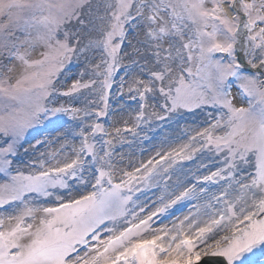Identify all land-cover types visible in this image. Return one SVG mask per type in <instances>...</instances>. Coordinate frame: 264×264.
Here are the masks:
<instances>
[{
	"label": "snow or ice",
	"instance_id": "snow-or-ice-1",
	"mask_svg": "<svg viewBox=\"0 0 264 264\" xmlns=\"http://www.w3.org/2000/svg\"><path fill=\"white\" fill-rule=\"evenodd\" d=\"M117 80L137 105L135 125L109 131L100 120L111 127ZM61 97L73 105L57 106ZM197 111L204 118L185 142L118 167L117 145L135 128ZM62 115L73 127L58 141H79L72 158H61L63 146L40 151L50 142L37 140L39 156L14 165L29 151V130L47 121L61 131ZM197 156L210 162L201 160L207 174L198 168L170 192L168 181ZM153 185L163 186L159 207L142 216L133 197ZM184 200L193 202L188 214L170 226L154 220ZM257 252L264 256V0H0V264H257Z\"/></svg>",
	"mask_w": 264,
	"mask_h": 264
},
{
	"label": "rangeland",
	"instance_id": "rangeland-1",
	"mask_svg": "<svg viewBox=\"0 0 264 264\" xmlns=\"http://www.w3.org/2000/svg\"><path fill=\"white\" fill-rule=\"evenodd\" d=\"M79 69H73L72 73L69 75L75 76L76 72ZM71 81L65 85V87L70 86ZM119 81L113 83V87L109 93V115L111 118V127L108 124V118H102L100 120L101 123H104L106 128H109V131H112L115 127H124V121H127L128 127H134L135 125V115L137 105L130 102L128 100L127 89L124 90L123 98L119 95L118 88ZM63 90V89H61ZM79 100L75 103V106L79 107L82 105L84 96L88 95L87 90H83L81 94H77ZM93 100H95L97 105L101 104L98 95L93 94L91 96ZM57 106L63 104L65 106H72L73 101L68 98L61 97L57 102ZM117 109H122L119 114L116 113ZM203 114L197 111L196 114H186L183 116L179 122L171 120V121H158L153 119L150 124L143 125L139 128H135L137 135L135 137L129 135L126 137V143L123 147L117 145L119 151L116 155V160L120 161L123 158L124 163L118 164V167H128L129 164H137L139 161H146L151 156L155 155V152L158 150H162L163 148L171 146H176L179 142H185L186 136L185 131H191V129L198 127L199 122L203 120ZM51 119V118H50ZM61 123L65 125V127L61 131L51 132L50 129L53 125L46 127L49 130H44L45 128H41V126H45L49 124L47 121L43 122L40 126L35 129H39L37 133L29 137L28 135L35 129H30L29 133L26 135V141L24 142V147L28 148L29 151L25 152L23 149L20 150L18 156L13 161L14 165L24 168L25 163L31 160L36 159L39 156V153L35 155L31 154V145H34L37 140H49L50 144L47 148H41L40 151L47 152H61V148L63 146V153L61 158L67 157L69 160L72 158V148L79 147V141L73 140L68 137L66 139H59L60 137H65L67 130L73 127L71 117L68 115H62L60 117ZM177 137L181 139L178 141ZM58 141V142H57ZM209 163L206 158H202L197 156L193 161H185L184 167L182 171L177 172L173 175L172 180L168 181L170 188L169 191L179 192L182 191V188H178V184H186L188 179H191V173L196 172L199 168L198 175L207 174V171L201 167V160ZM179 168L180 166H176ZM131 170V169H129ZM185 173H188L187 178L185 177ZM162 187L160 189L156 188L155 185L151 187H145L135 194L133 199H136L137 205L143 206L145 211L144 213H140V215H145L152 211H155L156 207H159L158 197L161 195ZM211 191H216V186H210ZM138 197V199H137ZM203 201H200L202 203ZM191 201L184 200L178 202L176 205L172 206L167 213L162 214L161 217H154V220L163 219L164 223L171 225V221L175 220L177 217L182 218L184 215L188 214L189 209L192 207ZM138 211V209H137ZM155 226V225H154ZM254 259L257 261V264H260V261H264V256H262L259 252H257Z\"/></svg>",
	"mask_w": 264,
	"mask_h": 264
}]
</instances>
